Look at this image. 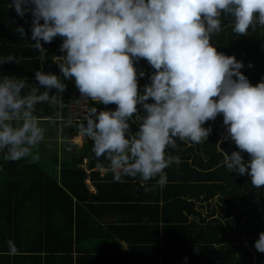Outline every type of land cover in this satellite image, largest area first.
Here are the masks:
<instances>
[{"label": "clouds", "instance_id": "clouds-1", "mask_svg": "<svg viewBox=\"0 0 264 264\" xmlns=\"http://www.w3.org/2000/svg\"><path fill=\"white\" fill-rule=\"evenodd\" d=\"M8 6L22 18L31 13V46L41 61L47 53L41 41L63 37L60 48L66 55L56 60L63 77L74 78L81 99L117 107L98 111L81 105L83 111L65 117L60 93L66 84L59 75L37 69L34 79L44 90L19 75H0L4 160L40 158L34 149L45 140L46 128L37 106L47 102L56 109L49 123L71 124L80 117V132L93 142L95 156L108 161L114 180L139 176L142 182L155 179L162 188L165 169L180 163L179 155L166 150L177 146V138L207 140L211 127L205 122L222 114L239 149L225 152L223 164L231 172L250 174L253 186L264 185V80L251 84L240 71L243 61L218 52L210 42L221 31L224 14L241 35L256 23L264 26V0H10ZM16 31L24 35L22 25ZM140 58L155 69L143 89L138 75L145 72L138 73L134 63ZM11 61L18 63L12 54L0 56V64ZM53 88L57 92L50 94ZM7 243L15 253L13 241ZM254 246L264 252V231Z\"/></svg>", "mask_w": 264, "mask_h": 264}, {"label": "trees", "instance_id": "trees-1", "mask_svg": "<svg viewBox=\"0 0 264 264\" xmlns=\"http://www.w3.org/2000/svg\"><path fill=\"white\" fill-rule=\"evenodd\" d=\"M9 2L0 0V21L14 30L22 25L24 35L18 32L16 42L31 48L32 15L20 17ZM62 42L60 35L41 41L47 73L58 66L54 56ZM210 42L218 52L243 61L240 71L251 84L264 80V26L256 23L241 35L233 31L232 17L224 14L221 31ZM24 56L31 59L16 55L24 65L40 61L39 50ZM134 63L138 73L145 72L138 75L143 89L155 69L146 58ZM90 106L98 111L117 107L95 101ZM209 126L207 140L177 138V146L166 150L179 155L180 163L165 169L162 188L155 179L142 182L139 176L114 180L108 161L95 156L86 136L80 147L74 140L65 141L72 147L54 161L60 166L57 172L26 158L6 161L0 156V264H264V252L254 246L264 231V185L259 191L250 174L231 172L223 164L225 152L239 150L225 136L223 115L206 121L204 127ZM136 127L132 124L133 131ZM243 156L245 162L250 159L246 151ZM144 183L153 190L146 192ZM115 210L121 217L109 216Z\"/></svg>", "mask_w": 264, "mask_h": 264}, {"label": "crops", "instance_id": "crops-1", "mask_svg": "<svg viewBox=\"0 0 264 264\" xmlns=\"http://www.w3.org/2000/svg\"><path fill=\"white\" fill-rule=\"evenodd\" d=\"M2 23L3 22L0 21V36L5 39L4 40L0 39V56L12 54L16 57V55L20 54L21 58L24 59L26 62H28L31 58H29V56L25 57L24 53L28 51L30 52V55L38 54L37 49H34L33 47L29 48L30 47L29 43L25 45L23 43L24 41L16 42L17 40H19V36H18L19 33L12 28L11 29H9L8 27L6 28V25L8 24L2 25ZM2 26L3 28H1ZM58 55L64 56L66 55V51L62 52L60 48V52L54 56V63L56 64H58V62L56 61V57ZM16 59L18 63L16 61H11V62H5V63L0 64V75H3V74L19 75L25 79H28L30 84L37 85L41 87V90H44V86H40L39 82L34 79V73L37 70V67H39V69L47 73L45 69V62H44L45 60L41 61L38 57L40 61L39 62L33 61L35 64H33L32 66H29V64L28 65L22 64V61L24 60H19V58L17 57ZM51 73H55L59 75L60 78L63 80V82L66 84V89L62 93H60V96L65 104V107L62 109V114L65 117H67L70 111H74L71 108L72 99L77 97L80 94V92L75 84L74 78L65 79L63 77V74L60 71L59 66H57L56 70H53ZM55 92H57L55 88L50 90V94L55 93ZM91 101L92 100L89 98L87 100L86 105L90 106ZM103 110H106V109H103ZM55 112H56V109L50 107V105L47 102H45L43 105L37 106V115L40 116L41 121L46 128L45 140L41 142V144L36 149H34V151H38L40 154V158L35 162H37L38 164L42 166L43 164L50 166L52 162L56 164L54 161L55 160L59 161V159H61L62 155L64 154V149L67 147H72V146H68L67 143L65 142L67 139H69L70 141L74 140L75 143L77 144L76 146L80 147L81 144L78 143L77 140L79 139L84 140L85 138V136L79 130V123L81 121L80 117L78 118L74 117L71 124H65L61 120H57L55 123H49L48 116L49 115L54 116ZM74 112H78V111H74ZM53 147H56L55 148L56 152H54L53 150L47 151L48 149H54ZM47 153H50V154L47 155ZM0 156H2V154H0ZM43 156H50L53 158V161L50 162L44 159ZM26 159L30 160V158H26ZM86 161H88V158L85 159V163ZM27 163L30 164V162H27ZM83 166H86V165L84 164ZM57 167L59 169L60 166H57ZM51 170H52V167H51ZM101 171L104 173L106 171V168L102 167ZM87 182L90 188L95 190V187L92 184L91 179L89 177L87 178ZM112 213L109 216L121 217L120 213H118L117 211L115 212V215H112ZM120 223L121 221L119 222V224Z\"/></svg>", "mask_w": 264, "mask_h": 264}, {"label": "built area", "instance_id": "built-area-1", "mask_svg": "<svg viewBox=\"0 0 264 264\" xmlns=\"http://www.w3.org/2000/svg\"><path fill=\"white\" fill-rule=\"evenodd\" d=\"M57 57H62V55H58ZM87 100L85 101V100L81 99V94H79L77 97L73 98L72 101H71L72 110H74V111H80V110L83 111V109L80 106L81 105H86L87 104ZM77 101H79V104L77 103Z\"/></svg>", "mask_w": 264, "mask_h": 264}, {"label": "rangeland", "instance_id": "rangeland-1", "mask_svg": "<svg viewBox=\"0 0 264 264\" xmlns=\"http://www.w3.org/2000/svg\"><path fill=\"white\" fill-rule=\"evenodd\" d=\"M228 135V132H227V129H225V136H227ZM78 141V143H80L81 145H82V143H83V141L84 140H81V139H79V140H77ZM52 146H54V145H52ZM54 149H48L47 151H49V150H53L54 152H56V147H53ZM50 153H47V155H49ZM43 158L44 159H46V160H48V161H50V162H52L53 161V158L52 157H50V156H43ZM51 158V159H50ZM53 162L51 163V167L53 166ZM261 190V187L259 186V191ZM258 200H259V196H258Z\"/></svg>", "mask_w": 264, "mask_h": 264}, {"label": "water", "instance_id": "water-1", "mask_svg": "<svg viewBox=\"0 0 264 264\" xmlns=\"http://www.w3.org/2000/svg\"><path fill=\"white\" fill-rule=\"evenodd\" d=\"M57 166H58L57 164H53V166H52V171L53 172H57Z\"/></svg>", "mask_w": 264, "mask_h": 264}]
</instances>
